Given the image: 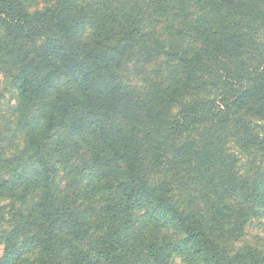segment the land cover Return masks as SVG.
<instances>
[{"label": "trees", "instance_id": "16d2710c", "mask_svg": "<svg viewBox=\"0 0 264 264\" xmlns=\"http://www.w3.org/2000/svg\"><path fill=\"white\" fill-rule=\"evenodd\" d=\"M43 2L0 0V264H264V0Z\"/></svg>", "mask_w": 264, "mask_h": 264}, {"label": "rangeland", "instance_id": "374dc122", "mask_svg": "<svg viewBox=\"0 0 264 264\" xmlns=\"http://www.w3.org/2000/svg\"><path fill=\"white\" fill-rule=\"evenodd\" d=\"M46 6L43 0H30V11L36 9H42ZM1 80V79H0ZM10 96L6 94V99L9 100ZM255 236H259L264 241V221L261 223H256L255 227H251L248 232V237L250 240H253ZM2 252V247H0V255Z\"/></svg>", "mask_w": 264, "mask_h": 264}]
</instances>
